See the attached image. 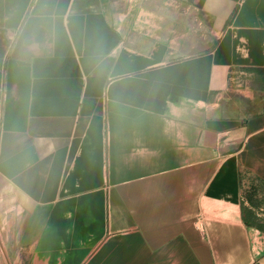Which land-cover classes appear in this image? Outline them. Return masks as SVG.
I'll list each match as a JSON object with an SVG mask.
<instances>
[{
    "label": "crops",
    "instance_id": "crops-1",
    "mask_svg": "<svg viewBox=\"0 0 264 264\" xmlns=\"http://www.w3.org/2000/svg\"><path fill=\"white\" fill-rule=\"evenodd\" d=\"M0 264H264V0H0Z\"/></svg>",
    "mask_w": 264,
    "mask_h": 264
}]
</instances>
